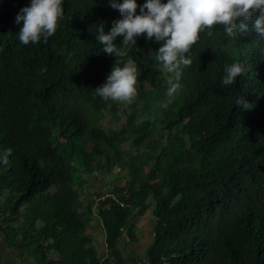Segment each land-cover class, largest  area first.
<instances>
[{
	"label": "trees",
	"instance_id": "16d2710c",
	"mask_svg": "<svg viewBox=\"0 0 264 264\" xmlns=\"http://www.w3.org/2000/svg\"><path fill=\"white\" fill-rule=\"evenodd\" d=\"M28 3L0 0L6 239L37 264H264V40L206 29L170 98L152 58L158 45L141 34L128 56L137 62V99L151 101L129 121L120 101L95 92L115 61L94 40L95 22L107 31L119 12L106 0H63L55 34L23 45L15 16ZM233 62L247 72L222 86ZM237 96L250 107L233 105ZM114 168L124 169L125 185L84 189ZM148 209L152 239L140 259L118 243L137 240L133 217ZM93 221L106 256L87 232Z\"/></svg>",
	"mask_w": 264,
	"mask_h": 264
},
{
	"label": "clouds",
	"instance_id": "9594fccd",
	"mask_svg": "<svg viewBox=\"0 0 264 264\" xmlns=\"http://www.w3.org/2000/svg\"><path fill=\"white\" fill-rule=\"evenodd\" d=\"M119 12L105 31L102 20L95 22L94 40L115 61L103 82L95 87L102 100L131 103L137 94V62L128 56L136 48L137 38L157 43L152 58L166 74V94L171 98L180 87L182 68L192 64L191 49L206 29L214 25L235 37L250 30L264 40V0H106ZM63 18V0H29L15 16L20 24L18 40L23 45L46 42ZM250 21V23H249ZM22 22V23H21ZM119 37V40L117 38ZM264 51V50H262ZM247 72L239 62L227 64L220 78L222 86L232 85ZM233 105L249 108L243 96Z\"/></svg>",
	"mask_w": 264,
	"mask_h": 264
},
{
	"label": "rangeland",
	"instance_id": "374dc122",
	"mask_svg": "<svg viewBox=\"0 0 264 264\" xmlns=\"http://www.w3.org/2000/svg\"><path fill=\"white\" fill-rule=\"evenodd\" d=\"M136 85L138 86V83L136 82ZM151 88V85H147L146 89ZM138 94L132 99L131 103L128 102H120L118 105V108H126L127 113L129 115V121L132 119V111L134 110V107L138 106V108L141 106V104L145 101H151L150 98L147 99H137ZM112 112L106 111L104 114V118L108 119L109 121L112 117ZM126 147L127 145H123ZM130 148V146H129ZM124 169L121 171H118V168H114L112 172L104 174V175H94L95 181L93 186H88L84 188L85 190L88 189V192H93L95 188L99 191L107 192V190L110 188V186L115 183H121L126 184L125 178H124ZM133 221L136 224L135 229L137 236H139L140 242L134 243V242H127V239L120 238L118 245L121 248H124L125 251L131 255H139L140 259H142L143 252L145 251V246L148 244L150 237L152 239V225H153V218L151 216V209H148L145 214H143L141 217H133ZM92 225H90L89 229H87V232L91 234V240L93 242L95 251L98 256H106L107 254V248L106 243L104 239V235L101 231V229H98L95 227V221L91 222ZM151 242V241H150ZM136 258H138L136 256ZM126 263H129L128 260L125 259Z\"/></svg>",
	"mask_w": 264,
	"mask_h": 264
},
{
	"label": "crops",
	"instance_id": "0c3cea01",
	"mask_svg": "<svg viewBox=\"0 0 264 264\" xmlns=\"http://www.w3.org/2000/svg\"><path fill=\"white\" fill-rule=\"evenodd\" d=\"M135 233H136V229H135ZM0 234L2 235V238L0 240V264H37L36 260L31 255L28 249H20L12 245L11 242L8 241V239H6V235L2 231L0 232ZM136 237H137L136 240L137 242L136 241L135 242L136 243L140 242L137 233H136ZM150 241H151V237L145 248L148 247ZM144 252H143V256H144Z\"/></svg>",
	"mask_w": 264,
	"mask_h": 264
},
{
	"label": "built area",
	"instance_id": "2783aa9c",
	"mask_svg": "<svg viewBox=\"0 0 264 264\" xmlns=\"http://www.w3.org/2000/svg\"><path fill=\"white\" fill-rule=\"evenodd\" d=\"M1 238H2V235L0 234V240H1Z\"/></svg>",
	"mask_w": 264,
	"mask_h": 264
}]
</instances>
